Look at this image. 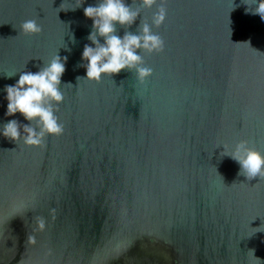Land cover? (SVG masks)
<instances>
[{"label":"water","instance_id":"water-1","mask_svg":"<svg viewBox=\"0 0 264 264\" xmlns=\"http://www.w3.org/2000/svg\"><path fill=\"white\" fill-rule=\"evenodd\" d=\"M98 3L0 0V129L31 123L6 115L5 86L68 57L64 133L28 146L0 131V264H264V179L221 156L242 139L264 153V20L246 12L252 0H167L156 27L158 0L117 24L122 38L146 20L165 41L137 50L154 69L144 83L127 69L85 79L84 8ZM28 19L43 31L25 35Z\"/></svg>","mask_w":264,"mask_h":264},{"label":"clouds","instance_id":"clouds-1","mask_svg":"<svg viewBox=\"0 0 264 264\" xmlns=\"http://www.w3.org/2000/svg\"><path fill=\"white\" fill-rule=\"evenodd\" d=\"M83 3L84 0H77V6L70 9L76 10ZM157 3L158 0H142L141 6L134 9L125 0H99L96 6L89 5L84 8V14L93 20V26L87 37L92 44H85L82 52V59L87 61V64L81 65L87 69L86 78H83L100 82L105 74L111 76L127 69L134 70L138 80L144 83L153 75L154 69L145 66L144 57L137 50L150 54L162 52L165 49L163 37L153 33L152 26L145 20L140 24L138 34L126 31L121 38L117 35V24L131 26L140 15L141 8H151ZM166 3L167 0H160L158 10L153 14L152 24L156 27L163 25L167 19ZM247 5L246 12L258 14L264 20V0H252ZM59 9L69 10L63 3ZM20 29L25 35H35L43 31L42 25L36 19L23 21ZM99 37L104 38V43H101ZM67 60V56L61 57L57 52L39 71L22 72L14 85L5 86L8 100L6 115L20 113L31 123L22 124L17 119L9 120L0 129L4 137L17 144L23 140L28 146H45L49 135L59 136L64 133L65 126L56 113L60 111L59 105L65 99L61 91V78L66 71ZM80 79L81 77H77L78 81ZM223 146L221 156H230L240 164L238 175H246L249 180L257 176L264 179V153L249 147L248 140H240L231 151ZM262 225L254 228L256 232L264 231ZM39 227H45L43 220L39 221Z\"/></svg>","mask_w":264,"mask_h":264}]
</instances>
